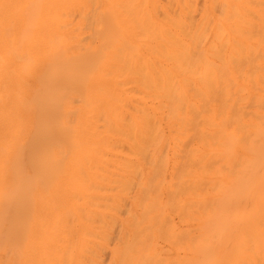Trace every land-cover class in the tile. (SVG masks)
I'll return each mask as SVG.
<instances>
[{"label":"bare ground","instance_id":"bare-ground-1","mask_svg":"<svg viewBox=\"0 0 264 264\" xmlns=\"http://www.w3.org/2000/svg\"><path fill=\"white\" fill-rule=\"evenodd\" d=\"M0 9V264H264V0Z\"/></svg>","mask_w":264,"mask_h":264},{"label":"rangeland","instance_id":"rangeland-1","mask_svg":"<svg viewBox=\"0 0 264 264\" xmlns=\"http://www.w3.org/2000/svg\"><path fill=\"white\" fill-rule=\"evenodd\" d=\"M1 10V9H0ZM0 20H1V16H0ZM3 23H2V20L0 21V54H1V56H0V108H2L3 106H5L6 104H7V96H6V91H5V89H6V87H4V80H5V78H6V75H7V70H8V64H7V56H6V54L4 55L3 53H5L4 52V39L2 38V33H3ZM2 39V40H1ZM3 48V49H2ZM1 51H3V53L1 52ZM4 58V61H3V59L2 58ZM6 60V61H5ZM5 64V65H4ZM5 68H4V67ZM3 67V68H2ZM5 76V77H4ZM4 77V78H3ZM4 79V80H3ZM6 86V85H5ZM5 92V93H4ZM0 115H1V109H0ZM0 122L2 123V115L0 116Z\"/></svg>","mask_w":264,"mask_h":264}]
</instances>
